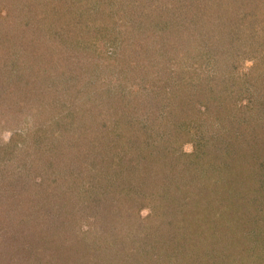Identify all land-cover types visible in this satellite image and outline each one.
Segmentation results:
<instances>
[{
  "label": "trees",
  "instance_id": "trees-1",
  "mask_svg": "<svg viewBox=\"0 0 264 264\" xmlns=\"http://www.w3.org/2000/svg\"><path fill=\"white\" fill-rule=\"evenodd\" d=\"M246 2L252 5L232 7L229 8L230 12L220 7L222 13L214 9L210 11L208 3L204 4V7H188L189 14L195 12L199 16L191 15V19L193 17L196 19L191 20L189 17L190 24L187 23L188 27L183 30L177 26V21L172 20L177 13V7H172L168 3L156 6V9L162 12L160 15L169 12L167 17L160 16L161 22L155 24L159 41L167 40L168 36L174 34L175 39L180 37L181 42L186 43L189 39L187 32L191 29L199 31L202 19L212 24L211 29L214 27L216 32L214 37L218 36L217 38L221 39L217 44L221 46L223 43V49L214 47L217 41L214 37L207 36L208 42L205 40H200L201 44L198 42L203 49L208 45L204 52L208 57H204L203 63L199 65L208 70L204 73L203 80L188 76L186 71L185 74L186 67H183L182 59L177 60L180 66L175 65L177 67L172 70L174 58L177 56H171L173 61L170 63L166 61L170 67L167 69L170 77L167 79L155 77L153 80L157 81L152 83L149 82L151 79H144L145 76L138 74L134 75L132 82L123 80L126 75L123 79L106 82L103 81V76L96 74L93 81L100 87L93 90L92 94L95 96L90 99L88 105L87 115H90L91 120L89 123L84 121V125L75 129V135L68 140L70 151L68 153L72 156L71 159H76L80 155L86 156L85 163L81 164V175L75 171V174H72L73 178L75 175L82 177L87 174L89 181L84 183L83 190L76 194L74 193L76 184L68 179L71 186L69 183L67 193L60 198L61 206L57 204L58 211H61L58 217L65 210L71 211V214L75 211L73 218L80 219L82 221L80 225L88 220L83 211L89 209L91 212L90 217L93 221L90 220L89 225L90 227L95 225L99 239H92L95 238V234L90 238L86 235L84 238L86 242L79 243L89 248L93 244L104 247L100 250L103 255L97 253L95 256V251L91 250L94 261L102 255L96 264H104L103 258H106V264H112L117 255L121 257L123 264H165L166 259L163 251L158 248V240L155 237L157 234L171 238L179 235L182 242L184 240L188 243L191 249L187 246L185 264H264V0ZM217 5L220 6L221 3ZM70 7L67 2L66 5L61 3L59 9L57 8L59 12L55 19L62 28L69 30L68 35H61L65 36V39L63 37L60 39L61 44L68 43L76 34L77 41L87 30L86 25L81 24L79 14L73 13L71 17ZM138 28L135 27L134 32H137L135 29ZM179 29L180 33L186 35L176 32ZM143 33L147 39H152L148 31ZM109 38L105 36L104 39L95 38L96 40L91 43L89 47L97 53L94 54L91 64L99 63L98 61H103L104 64L106 61L112 65L118 64L119 70L123 71L130 67L136 70L145 68V73L148 68L155 66L154 60L158 63L156 54H153V49L150 48L153 43L143 45L131 43V38L129 41L125 40L131 44L135 53L141 54L143 51L144 56L139 61L138 55L116 56L118 49L108 46ZM72 41L70 43H75ZM189 42L193 45L191 39ZM127 43L124 45L126 49L129 48ZM155 49L159 51L156 52L159 55H166L168 50L163 45ZM227 50L229 54L225 56L224 52ZM209 51L214 53L210 54ZM222 51L223 55L220 57ZM214 55L216 57H212ZM164 60L165 58L160 61ZM15 64H11L8 76L18 75L14 72ZM243 64L244 66H241ZM223 68L224 73L230 71L225 77L216 76L213 72ZM236 69L239 74L231 75V71ZM253 76L258 79L260 86L256 84ZM232 93H235L238 99L231 100L234 112L226 116L233 121L231 128L225 122H221L216 129L206 131L209 134L199 133L198 127L201 123L197 119L188 120L190 112L196 110L203 114L210 110L211 103L228 109L227 106H231L229 98L232 97ZM69 110H71L69 116L75 114L72 108ZM71 124L72 127L74 123ZM65 129H70L69 125ZM184 133L189 137L187 140H190L193 134L196 136L192 153L180 150L179 144L185 141ZM66 152L65 149L62 153ZM29 159L27 165L32 164L33 159ZM191 162L193 169L178 172L177 177H174L175 169H186L183 164L187 163L189 166ZM73 164L74 162L70 163L63 174L61 170L58 171L59 175H54L55 180L66 181V174L70 176L67 170L70 172L69 166ZM24 168H16L11 172L9 180L13 182L6 187L8 192L12 187L10 189L14 199L12 201L17 205L16 208L15 206L12 208L14 213L21 211L19 213L25 215V209L18 204L26 199L22 196L30 194L33 199L35 193L32 192V183L35 187H40L50 178H40L42 174L30 178L31 168H27L26 165ZM42 170L44 173L45 168ZM53 170H56L55 167L51 168L50 173L56 174L57 171ZM47 171L44 175L49 174V169ZM77 179L75 178L76 181ZM180 190L181 196L178 193ZM189 190L192 194H189ZM198 190L203 191L199 192V199L195 198V191ZM3 194L8 193L4 191ZM188 194L194 199H188ZM229 201L232 202L231 207H228ZM201 206H205L203 217L206 220L201 224L188 222L186 224L183 217L192 215L201 209ZM209 207L215 210L208 213ZM249 208L260 215V221H257L258 227L255 230L249 231V227L245 226L247 231L245 234L241 232L243 230L241 222L240 229L237 223H227L222 216L224 212L226 213L225 210L234 212L237 210L236 213L239 214V211H249ZM143 209L149 211L145 217L138 213ZM133 213H138L135 226L129 222ZM220 216L222 221L217 220ZM24 217L21 216L15 221L14 225L17 228L9 234L10 245L25 252L30 251L28 256L22 255V258L25 256L23 259L25 264L47 260L51 238L45 233L38 232L35 226L34 228L24 222ZM146 218L150 219V222L143 220ZM76 219L74 225L77 223ZM65 223L66 218H61V224ZM203 225L206 232L203 230L200 232ZM90 227L88 230L94 231L95 228ZM127 228V236L136 240L131 243L132 245L128 244L130 239L126 240L122 236ZM235 237H238L241 244L236 242ZM123 244L127 247H123ZM225 244L237 248L233 252L232 249L224 252ZM242 245H246V248L243 249L244 252L240 251V255ZM202 247H205L208 253L201 252ZM142 252L144 255L141 257V263H134L139 260L137 257ZM81 258V261L76 263L74 261L73 264H85L88 261L84 255ZM173 258L176 257L171 255V260Z\"/></svg>",
  "mask_w": 264,
  "mask_h": 264
},
{
  "label": "rangeland",
  "instance_id": "rangeland-1",
  "mask_svg": "<svg viewBox=\"0 0 264 264\" xmlns=\"http://www.w3.org/2000/svg\"><path fill=\"white\" fill-rule=\"evenodd\" d=\"M246 1L247 0H0V189H4V191L8 193L4 195V191L0 190V264H25L23 260L25 256L22 258V255L25 254L28 256L30 251L27 250L25 252L23 249L20 250L19 248L16 249L12 247L10 245L11 240L9 235L16 230L17 227L14 223L18 221L21 216H25L23 219L24 222L33 227L35 226L39 230L38 232L45 233L49 235L48 238H51L48 244L51 249L47 251V260L40 263L32 261L30 264H73L74 261L75 263L81 261L83 255L86 260H88L85 264H96L100 260L103 255L100 250L104 248L103 246H95V244H93L92 246L90 245V249L89 246L84 247L79 243V241L86 242V239H84L86 235L87 238H90L92 234H95V238L92 237V239H99L95 225L92 224L94 227H90L89 225V221L92 220L89 209L83 211L86 213L85 217L88 218V220L81 225L80 222L82 221L80 219H76V217L73 218L75 211L71 214V211L65 210V212L63 214L61 213L62 215L58 217V213L61 211L57 209V204L61 206L60 198L67 193L66 188L69 187L68 184L71 180L76 184L74 191L76 194L78 191H82L84 183H88L89 181L88 175L84 174V172L82 177L75 175V178H78L77 181L73 178L72 174H75V171L78 174L82 171L81 164L85 163L86 156L80 155L76 159H71L72 156H69L70 153H68L70 152L68 140L75 135V129H78L80 125H84V121L89 123V120H91L90 115H87V112H89L88 105L90 99L95 96L92 94L93 90H95L96 87H100L96 84L97 82L93 81L94 78H96V74L103 76V81L107 80L111 82L117 79H123L124 75L126 76L123 80L132 82L131 79L134 75L138 74V76H145L144 79H151L149 82L152 83L157 81L155 79L153 80L155 77L164 79L170 77V73L167 70L170 68L168 63L173 61L171 60V56H177V58H174L175 62L171 68L172 70L180 66L177 60L182 59L183 67H186L184 73L186 71L188 76L192 75L197 78V80L200 78V80H203L202 78H205L204 73L208 72V70H204L206 67L201 68L199 65L203 63L202 59H204V57H208L206 56L207 54L204 53L208 45L203 49V46H199L198 42L201 44L200 40L207 41L209 39L207 36L213 38L216 33L214 27L211 29L212 24L202 19L199 24V31L191 29L187 32L189 33V39L186 40V43L183 41L181 42L180 37L175 39V37H173L174 34L171 35V37L168 36L167 40L164 39V41H159L158 36H156L155 24L161 22L160 16L167 17L169 12L166 15H160L162 12L156 9V6L162 3H168L172 5V7H177V13L174 14L172 20L173 22L177 21V26L183 30L188 27L187 23L190 24L191 15L195 17L199 16L198 13L196 14L195 12L189 14L187 11L188 7H204L203 5L208 3V5H210V11L214 9L222 13L220 7H223L225 11L228 10L229 12V8L232 7H250L252 4H247ZM67 2L68 5L72 7H70V11L72 12L71 17L73 13L79 14L80 22L86 25L87 30L84 31L85 34H82L77 41L76 37L78 34L71 39L67 36L70 39L69 42L61 44L60 39H62V37L65 39V36L61 35H68L69 30L62 28L55 18L59 12V10H57L58 6L61 5V3L66 5ZM220 3L221 5L218 6L217 4ZM238 3H240L239 6L237 5ZM212 15L213 14H211V16ZM195 17L192 19H196ZM135 27H139L135 29L137 32H134ZM71 29L73 30L74 27H71ZM144 31H148L152 39H147L143 33ZM176 32L180 33V29ZM180 34L183 36L186 35L183 32ZM104 36L106 38L112 37L108 39L107 43L111 48L118 49L116 56L123 57L124 54H127V56L130 57H137L138 55L139 61H141L142 56H144L143 51L141 52L142 55L135 53L134 49L131 48V44L127 43L125 40L131 38V43H142L143 45L144 43H147L146 45L153 43L150 48L153 49V54H156L159 65L154 60L156 63L155 66L151 69L148 68L144 73L145 68L136 70L134 67H130L127 71H123L121 69L119 70L118 64L113 63L112 65L110 62L107 63L106 61L104 64L102 63L103 61L91 64L93 57H95L94 54L97 53H94V50L89 46L96 40L95 38L104 39ZM217 37L218 36L214 37L217 39L214 47L222 50L223 43L221 46L218 45L217 43H219L221 39ZM174 39L176 40L175 42ZM190 39L193 41V45L190 44ZM172 40L173 42H170ZM71 41L75 43L72 44L70 43ZM126 43L129 45L127 49L124 46ZM162 45L168 49L166 55H159L156 53L159 51L155 48L162 47ZM209 53L213 54L214 51H209ZM224 53L226 56L229 54V51L227 50ZM222 55L223 51L219 56L221 57ZM212 57L216 56L214 55ZM164 58V62H161L160 60ZM166 61L169 62L166 63ZM11 64H15L14 72L18 73L17 76L14 74L11 76L7 75ZM241 66H244V64ZM223 71L224 68L218 72H213L216 76L222 75L224 77L230 73V71L225 73ZM259 72L262 73V71ZM232 74L238 75L239 72L236 69L231 71V75ZM9 77L11 78L9 79ZM253 78L256 80V84L258 83L257 85L260 86L259 82H257L258 79L255 76H253ZM237 87H240L239 83ZM231 96L232 97L229 98V105L231 106H227L228 109L211 103L210 110L203 114L196 112V110L190 112L191 114L188 120L197 119L199 123H201L198 130L199 133L201 132L202 134H207L208 132L206 131H210L213 128L216 129L221 122H225L228 127L231 128L233 121L226 116L234 112V105L231 100L238 99L235 93H232ZM225 102L224 106L226 107L227 101ZM69 108H72V112L75 113L72 116H69L71 112ZM71 123H74L72 127ZM67 125H69L70 129H65ZM183 136L185 141L183 140L184 142L179 144V146H181L180 150L186 153H192L195 148V134L191 136L190 140H187L189 137L185 133ZM65 149L67 152L62 153ZM29 158L33 159L31 165L26 164ZM72 162H74V164L69 166L71 169L70 172L67 170L70 176L66 174V181L60 179L55 180L54 175H59L58 171L60 170L62 174L65 173V168ZM23 165H26L27 168H31L30 178L39 174H42V176H39L40 178H50V180L48 179L47 182L40 187H35V184L32 183V192L34 191L35 193L33 199H31L30 194L22 196L26 199L18 202V204L20 205L19 207L25 209V215L24 213H19L21 212L19 210H17L19 212L14 213L15 211H13L12 208L14 209V206L16 208L17 205H14V201H12L13 196L10 193L12 187L9 189V192L6 187L7 184L13 182L9 180L11 178V172L16 168L25 169ZM183 165L187 168L175 169L173 173L175 178L178 172L193 169L192 162L189 166L187 163ZM52 167H55L56 170L53 171H57L55 172L56 174H54V172L50 173ZM44 168V173H47L49 169V174L44 175L42 172ZM13 175L11 176L15 179L16 177ZM200 190L195 191V198L199 199ZM201 192L203 193V191ZM178 193L181 196V190L178 191ZM190 193L192 194L189 190V194ZM189 194L187 196L188 199H194V197ZM71 196L74 197V195ZM79 200L82 201L81 199ZM228 205V207H231L232 202L229 201ZM204 207L205 206H201V209L195 211L192 215L190 214L191 216H184L183 221L186 224L187 222L188 224H201L206 220L204 219L205 217H203V214H205V211L203 212V210H205ZM214 210L209 207L208 213ZM225 211L226 213L224 212L225 214L223 213L222 216H224L227 223H237L239 227L241 222V227L243 226V230L241 231L242 234L247 232L246 227H249V231L257 229V221H260V215H258L254 209L249 208V211L245 212L239 211V214L236 213L237 210L235 212ZM138 213H141V216L145 217L148 215L149 211L148 209H143ZM138 213H133L130 220L126 218L132 226H135V222L138 221V219H136L138 218ZM238 215L240 217H238ZM61 218H66L65 225L61 224ZM132 218L135 220H131ZM74 219H76V225H74ZM143 220L150 222L148 218ZM217 220L222 221L221 216ZM204 225H206V222ZM204 225L200 232L202 230L206 232ZM89 227L90 229L95 228L94 231H89ZM241 227L239 228L241 229ZM127 235L128 228L124 230L122 236L126 240L130 239L129 243L127 242L129 245L133 243V241H136L132 239L131 236L128 237ZM155 237L158 240V248L163 251L164 259H166L165 264H185V253L186 256L188 254V252H186L188 246L187 242L184 240L182 242L179 235L171 238L167 235L161 234V236H159V234H157ZM155 237L153 238L155 239ZM235 240L237 243L239 242V244H241L238 237H235ZM169 242H171V244H169ZM122 246L127 247L124 244ZM242 246L243 248L239 250L240 255L241 252H244L243 249L246 248V245ZM218 248L221 249V246ZM235 248L237 247L225 244L223 251L229 252V250L232 249L233 252ZM188 249L191 248L188 246ZM205 249V247H202L200 251H203V253L207 252ZM91 250L95 251V256L97 253H102V255L94 261L95 258L92 257ZM156 250L159 251L157 248ZM119 254L121 255V253ZM191 254H193V252H191ZM143 255L144 253L142 252V254L137 257L139 260L134 263H141V257ZM171 255L176 258L171 260ZM225 255L229 258L227 253H225ZM35 257L34 254V258ZM85 258H83V261H85ZM120 258L119 255L114 259L112 258V264H123ZM135 258L136 257H134V259ZM105 259L106 258L102 259L104 264L107 263ZM189 261L190 260H188V262Z\"/></svg>",
  "mask_w": 264,
  "mask_h": 264
}]
</instances>
